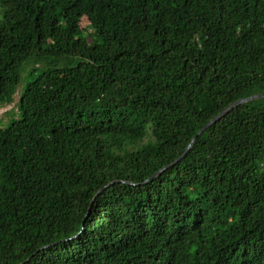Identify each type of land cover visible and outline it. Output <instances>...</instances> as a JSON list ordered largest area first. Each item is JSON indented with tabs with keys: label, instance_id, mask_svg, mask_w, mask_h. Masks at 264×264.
Wrapping results in <instances>:
<instances>
[{
	"label": "trees",
	"instance_id": "obj_1",
	"mask_svg": "<svg viewBox=\"0 0 264 264\" xmlns=\"http://www.w3.org/2000/svg\"><path fill=\"white\" fill-rule=\"evenodd\" d=\"M22 84L0 264H264V99L152 178L264 94V0H0Z\"/></svg>",
	"mask_w": 264,
	"mask_h": 264
},
{
	"label": "water",
	"instance_id": "obj_2",
	"mask_svg": "<svg viewBox=\"0 0 264 264\" xmlns=\"http://www.w3.org/2000/svg\"><path fill=\"white\" fill-rule=\"evenodd\" d=\"M264 99V94H258L255 96H251L245 99H241L239 101L234 102L233 104H231L229 107H227L224 111H222L218 116H216L215 118H213L207 125H205L203 127V129H201L197 135L193 138L192 143L190 144V146L187 148V150L185 151V153L181 156V158H179L176 162H174L173 164L165 167L164 169L160 170L158 173L154 174L152 178L157 177L158 175H160L164 170L174 166L178 161H180L181 159H183L186 154L188 153V151L190 150V148L193 146V144L195 143V141L198 139V137H200L207 129L211 128L212 126H214L215 124H217L220 120H222L225 116H227L229 113H231L233 110H235L236 108L256 101V100H262ZM111 184H109L106 187H109ZM132 185V184H130ZM105 187V188H106Z\"/></svg>",
	"mask_w": 264,
	"mask_h": 264
},
{
	"label": "rangeland",
	"instance_id": "obj_3",
	"mask_svg": "<svg viewBox=\"0 0 264 264\" xmlns=\"http://www.w3.org/2000/svg\"><path fill=\"white\" fill-rule=\"evenodd\" d=\"M69 64L76 65L77 60H74L72 62L61 61L58 64V66L62 67ZM22 91H23V84L18 88L17 93L14 96V101L11 104L0 106V122L2 123L3 128L7 127L10 121L15 118V115L17 113V104L20 99Z\"/></svg>",
	"mask_w": 264,
	"mask_h": 264
}]
</instances>
